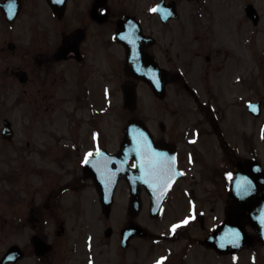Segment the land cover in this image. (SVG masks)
Instances as JSON below:
<instances>
[{"label":"flooded vegetation","instance_id":"flooded-vegetation-1","mask_svg":"<svg viewBox=\"0 0 264 264\" xmlns=\"http://www.w3.org/2000/svg\"><path fill=\"white\" fill-rule=\"evenodd\" d=\"M156 5L160 6L158 11L149 10ZM207 9L206 0H16L10 14L7 0H0V57L4 52L11 55L19 50L13 39L19 32L22 17L26 16L28 42L21 52L32 65L28 70L6 69L16 77L22 75L21 69L25 71L26 74L21 76L25 77L23 83L29 82L32 90L36 84L49 83L55 89L60 83L71 81L73 87L66 91L73 92V100L78 106L93 105L100 89L104 103L110 105L116 82L119 90L126 80L133 81L136 89L139 84L148 86L126 69L124 40L132 38L134 53L144 56L141 64L145 66L147 59L152 58L161 70L164 95L169 88L174 91L176 105L172 123L166 125L160 120L158 131L151 133L156 142L163 141L164 151L174 153L176 168L180 171L157 215L167 218L168 213L161 215L173 196L169 219H174L159 231L145 228L146 232L130 236L125 245H122V227L118 231L111 227L108 234L102 229L98 235L92 224L83 222L80 209L73 203L78 200L68 201L64 194L90 182L102 211L94 182L82 181L85 177L81 165L76 181H64L56 187H34L25 201L0 187V264H155L161 257L165 259L160 264H226L227 256L231 263H237L239 251H222V247H226L223 242L219 250L207 239L224 220L230 205L227 184L234 166L244 158H257V148L251 139V155L241 158L232 150V163L228 164L225 157L216 163L220 159L217 160L213 148L216 144L220 151L227 147L225 132L229 117L220 82L226 80L231 86L230 96H234V100L230 104L236 105L242 99L241 85L251 84L249 87L253 89L258 77L252 72L246 78L242 69L240 24L236 28L240 38L235 42L239 50L227 49L218 43L214 20L208 18L212 11L209 13ZM63 87L66 89L67 85ZM37 89L38 94H43L34 100L52 101L54 92L47 96L44 86ZM183 93L187 96H182ZM184 97L195 105V112L183 107L180 101H184ZM248 101L250 99L245 100V106ZM236 117H239V111ZM6 119L9 120L2 118L0 134L12 144L14 131L10 120V128L3 129ZM91 133L89 137L75 134L77 144H63L62 156L71 154L69 148L79 149L80 146L92 150L93 154L97 148L115 152L110 148L108 138ZM65 134L63 132V137ZM209 135L214 137V145ZM206 136L210 145L204 143ZM207 147L210 157L206 156ZM178 181H222L223 193L219 192L221 217L212 215L211 220L215 221L209 223L207 211L192 183L180 184ZM122 182L126 200H129V186ZM174 189L175 194L172 193ZM262 190L264 192V185ZM142 196L149 199L143 188L140 190L143 201ZM213 209L210 207L209 211ZM186 218L187 222L181 224L180 221ZM173 224L178 225L175 231L171 227ZM99 237L107 240L104 250Z\"/></svg>","mask_w":264,"mask_h":264},{"label":"rangeland","instance_id":"rangeland-1","mask_svg":"<svg viewBox=\"0 0 264 264\" xmlns=\"http://www.w3.org/2000/svg\"><path fill=\"white\" fill-rule=\"evenodd\" d=\"M206 3L209 6L207 11H212L209 12L211 15H208V18L214 20L216 38L221 46L233 51L239 50L235 42L240 38L236 34V28L240 24L241 42L239 45H242V69L246 73V78L252 72L256 73L258 77V83L253 89L249 87L251 84L249 86L241 85L242 99L240 103L236 101L238 102L236 105L230 104L231 100H234V96H230L231 86L226 80L220 82L221 91L225 94L226 113L229 117H227L225 132L226 151H224L225 149L220 151L217 144L213 148L217 160L220 159L216 163L222 162L224 157L228 164L232 163L234 161L232 150L237 152V156L241 158L248 154L251 155L253 146L250 141L253 139L254 146L257 148V157L264 167V139L260 134L264 125V0H206ZM246 3H252L259 13L260 18L256 26L252 25L251 20L245 15L243 7ZM22 18L18 26V34H13L15 37L13 40L18 43L19 50L11 55L4 52L3 57H0V130L2 118L7 117L11 121L14 131L12 144L1 138L0 134V181L2 183L0 187L5 191L7 189L18 200L24 199L25 201L30 197L31 189L34 187L45 188L53 185L56 187L57 184L77 178L81 170L79 158L81 154L85 155L89 152V149L85 152L84 146H80L79 149L69 148L71 154L68 156L63 157L61 154L63 144H77L74 142L75 134L89 137L91 131H97L98 134H102L110 140V148L116 151L122 139V129L129 118L136 116L144 119L149 129L154 133L158 131V121L162 120L166 125L172 123L176 104L174 91L171 88L166 90L165 95L160 98L147 85L139 84V100L134 112H129L122 106L121 91L117 82L114 83L110 105L104 103L100 89L97 91L98 99L93 105L78 106L77 101L73 100V92L66 91L73 87L71 81H67L66 84L60 83L55 89H52L49 83L36 84L33 90L29 89V82H20L6 69L23 68L28 70L32 67L29 58L21 52L28 42L26 16ZM117 68L118 66H116V72ZM40 85L44 86L47 96L54 92V97H51L52 101L47 100L41 103L34 100V97L35 99L42 97L43 92L38 94L37 89ZM64 85H67L66 89L63 87ZM109 85L111 86V84ZM182 96L187 95L183 93ZM177 97L179 98V96ZM201 97L204 95L201 94ZM66 98L71 100H66ZM184 99L180 102L186 111L195 112V105L187 101L186 97ZM248 99L261 100L260 116L254 117L247 111L245 100ZM76 108L78 109L75 110ZM238 111L239 117H236ZM192 114L196 116L194 113ZM152 124L153 126H150ZM63 132L66 133L64 137ZM209 139L214 145V137L209 135ZM209 139L207 138L204 143L210 145ZM209 150L208 148L207 157H210ZM253 154L256 155V151H253ZM82 181L89 180L82 179ZM119 181L121 182L117 185L114 193L108 217H103L97 193L90 182H86L87 185L84 187L64 192L67 199L69 198L68 201L78 200V203L76 201L73 203L80 209L83 222L92 224L98 235L108 225L114 231H118L128 219L126 193L125 187H123L124 182L122 183L124 180ZM178 183H192L195 194L207 211L209 223L215 221L211 220L212 215L217 218L221 217L222 202L219 192L223 193L222 181H178ZM172 193L175 194L177 191L174 189ZM207 194L210 195L209 198ZM142 198H144L142 209L135 220L143 227L151 231H159L160 227L166 226L170 220L174 219H169L171 216L170 201L173 196L168 202L169 205H167L165 213L161 215L168 213L166 219L151 216L148 200L146 196H142ZM210 207L214 209L209 211ZM246 229L252 236V243L240 249L238 261L234 264H264V246L250 226H246ZM99 238L101 249H106L107 240ZM115 245L119 246L117 238ZM251 256H255L256 259L252 261ZM226 264H233L229 260V256H227Z\"/></svg>","mask_w":264,"mask_h":264},{"label":"water","instance_id":"water-1","mask_svg":"<svg viewBox=\"0 0 264 264\" xmlns=\"http://www.w3.org/2000/svg\"><path fill=\"white\" fill-rule=\"evenodd\" d=\"M245 10L248 16L254 18L256 21L257 14L254 7L251 4L245 6ZM133 43L132 39L125 41L127 48V61L129 65L133 64L140 65V62L144 60V56L136 55L134 53V47L131 46ZM132 64V65H133ZM147 64V62H146ZM152 65V63L150 62ZM150 72L140 70L138 67L133 72L137 76L144 77L150 84H153L150 77L153 76L154 71L150 68ZM23 76V74H22ZM23 80L24 77H21ZM123 96H124V104L123 106L130 111H132L136 106V97H135V87L133 84L126 83L123 85ZM124 139L121 142L120 150L118 154H111L110 160L111 167L106 169H102L97 167L98 164L94 166V170L88 168V165L85 164L84 169L90 174L95 184L98 188H102L101 184L106 182L107 190L102 191L105 194H101V201L104 212L107 214L109 210V206L111 203V194L112 189L114 187L115 182L119 177L124 176L127 181H130L131 186L136 189L139 188L140 181H145L148 177L141 171L140 167H133L128 169L126 167V161L128 158H133L134 164L137 163L139 157L136 155L134 149L137 147L136 140L140 136V133L144 134L147 142L150 143L151 149H154V146H160L152 142L146 128L142 124V122L136 118H132L128 121L127 125L124 127ZM264 133V131H263ZM104 159H99L97 162H101ZM113 165V166H112ZM143 177V178H142ZM146 177V179L144 178ZM107 181H110L107 183ZM247 184V190L241 191L237 185ZM261 183H264V171L262 170L258 161L255 160H245L243 162L238 163L234 168V176L229 185L228 193L231 202L233 203V207L229 206L226 211V220L218 227L215 237L219 235V232H225L227 234V240L233 239L234 233H232L233 229L223 230L224 226L228 227L225 224L235 225L238 229L239 236L242 238V244L246 242V234L242 231L241 233V221L250 222L256 229L258 230L259 236L261 240L264 242V196L260 190ZM152 204L158 206L160 202V197L158 199H151ZM139 209V200L137 194H132L130 200L129 210L131 215H134ZM128 228L125 229L124 235L129 236L132 232H137L136 224H128ZM229 228V227H228ZM222 229V230H220ZM220 230V231H219ZM109 229H107L108 233ZM234 232H237L236 230ZM223 234V233H222ZM231 241V240H230Z\"/></svg>","mask_w":264,"mask_h":264},{"label":"snow or ice","instance_id":"snow-or-ice-1","mask_svg":"<svg viewBox=\"0 0 264 264\" xmlns=\"http://www.w3.org/2000/svg\"><path fill=\"white\" fill-rule=\"evenodd\" d=\"M15 3H16V0H7L8 11L10 14H12V10H13ZM159 9H160V6L156 5L149 10L155 12V11H158ZM101 11H105V10L101 9ZM136 143H137V147L134 149V151L136 152V155L139 157V159L137 163L133 165V167H140L141 171L145 174V176L149 178L145 180V183H149L150 180H154L159 184L160 187H163L164 184L168 183L169 180L172 178V176L175 175V173H172L170 171L171 163L170 162L165 163L159 159V157H162L166 154L157 153L155 152V150L151 149V145L149 142H147L143 133H140V136L137 138ZM96 154L97 156L101 154L99 148L96 149ZM92 156H93V153L90 150L89 152L85 154L84 159L81 161V163L82 164L92 163V159H91ZM170 159H174V157ZM228 175L231 176V173H229ZM237 187L241 191L247 190L246 183L243 185L238 184ZM186 222H187V218L184 221H180L181 224L186 223ZM171 227H172V230L175 231L178 225L173 224ZM233 235L235 237V240L232 242L238 243L239 232L237 231ZM163 259L165 258L161 257L160 260H157L155 262V264H160V262Z\"/></svg>","mask_w":264,"mask_h":264}]
</instances>
